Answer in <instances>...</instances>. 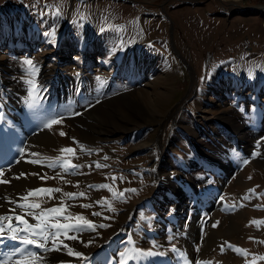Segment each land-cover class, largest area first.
Instances as JSON below:
<instances>
[{
	"label": "rangeland",
	"instance_id": "rangeland-1",
	"mask_svg": "<svg viewBox=\"0 0 264 264\" xmlns=\"http://www.w3.org/2000/svg\"><path fill=\"white\" fill-rule=\"evenodd\" d=\"M57 4L61 5L60 17L52 16L51 10L40 16L46 5ZM77 8L85 19L74 15ZM53 23L58 25L57 36L55 43H50L44 32ZM102 27L106 29L103 32ZM26 58L35 62V76L23 63ZM257 65L264 67V0H0V111L4 114L0 133H11L12 128L6 127L16 125L27 143L34 133L48 130L54 145L39 152L36 159L40 160L60 156L63 147L76 149L75 158L63 154L83 165L76 174L37 164L23 172L39 175L21 177L34 178L35 184L29 189L58 187L63 193L84 192L86 195L77 200L64 197L68 211L96 224L110 225L97 228L98 235L81 233L83 240L95 241L87 248L76 240L64 241L92 255L87 264H107L102 255L112 256L111 264H119L124 248L147 249L155 239L161 247L154 250L164 251V256L127 261L154 263L172 253L168 236H174L171 243L182 249L188 231L182 232L185 236L178 233L184 218L174 219L178 208L172 196L183 193L187 194L186 202L182 199L187 218L181 224L188 227L194 209L199 210L190 247L193 252L197 245L201 251L204 238L216 231L223 236L204 259L212 264H247L255 255L256 264H264L258 259L264 256V243H260L264 241V223H249L264 220V71ZM113 74L112 89H102V81H111ZM108 75L111 77L106 78ZM97 76L101 79L96 80ZM29 79L38 87L43 84L39 94L36 90L29 95ZM78 88L83 89V96L76 93ZM152 91L166 96L157 99L151 95L157 102L155 106L152 100L153 118L139 117L133 124L120 120L128 128L121 135H101L92 141L81 137L90 128L87 122L101 125L98 115L102 114V120L110 119L117 112L118 100H135L146 107L144 100L148 101L146 95ZM63 96L65 101L59 102ZM45 112L59 113L63 123L44 128L36 116ZM226 118L243 123L248 137H236ZM32 123L35 129L29 127ZM8 149L13 152L0 168L23 163L22 159L16 163L17 147L9 145ZM254 151L256 156H252ZM5 155L6 151L0 155V162ZM162 155H167L165 162ZM244 159L248 163H243ZM95 162L106 167L97 168ZM155 168L159 172H154ZM57 173L70 183H64ZM157 174L165 175L162 181H157ZM44 175L48 178H39ZM103 184L110 185L112 191L98 187ZM133 188L138 191L126 193L124 199L113 195ZM54 195L60 197L62 193ZM219 200V208L214 204L205 207ZM59 203L45 197L41 206ZM109 203L114 210H109ZM93 212L101 215L93 216ZM226 230L229 233L225 235ZM129 237L133 244L127 243ZM112 239L115 248L109 254ZM229 244L246 249L250 255L235 254ZM128 255L134 254L129 251ZM172 255L181 259L176 264H185L179 252ZM44 256L46 264H77L80 260L66 250H53Z\"/></svg>",
	"mask_w": 264,
	"mask_h": 264
},
{
	"label": "snow or ice",
	"instance_id": "snow-or-ice-1",
	"mask_svg": "<svg viewBox=\"0 0 264 264\" xmlns=\"http://www.w3.org/2000/svg\"><path fill=\"white\" fill-rule=\"evenodd\" d=\"M46 11H41L40 16H44L48 14V10H51V15L54 17H60L61 13V5L57 4L55 6H45ZM79 19H85V15L79 12V8L74 12ZM75 22V21H74ZM57 27L55 23L44 32L45 37H49L50 43H55L57 36ZM105 28H101L100 31H105ZM25 65L30 66L32 69V75L35 76L38 73V68L36 67L35 62L31 58H26L23 62ZM257 67H261L257 65ZM261 70L264 71V67H261ZM77 77L79 73L76 74ZM253 73L251 70L249 71V76L251 77ZM96 80H100L101 77L97 76ZM31 87L28 89L29 95H31L34 91L38 89V85L33 79H29L27 81ZM89 107L91 105L89 104ZM79 113L73 112L72 115H78ZM3 112L0 111V120H3ZM43 123L44 128L51 129L53 125H59L63 123V117L59 114H50L48 112L41 113L36 116ZM39 126V125H37ZM61 136H64L65 133L63 131L60 132ZM75 142V138H72ZM264 140V137L261 138ZM80 150H84V146H80ZM27 149L21 147L18 149L19 159H16V163L20 162V159L26 160V162L32 164H39L42 167L48 168H59L61 172L67 175L76 174L77 170L83 165L73 163L72 159L65 158L63 156L64 153L72 154V157L75 158L76 149L70 146L63 147L59 151L61 153L60 156L55 158H45V160L40 159H29L28 156H25ZM40 154L36 152L29 153L30 157H38ZM257 153L254 151L252 156H256ZM107 159V157H105ZM243 163H248L247 159L242 161ZM92 165H87V167H91ZM95 166L106 167V165H101L99 162H95ZM11 165L9 164V170ZM26 175H39L38 173L26 174L24 172L19 173L15 178L19 179L21 176ZM59 178L63 180L64 183H70V181L66 180L64 175L61 173H57ZM4 176V169L0 168V177ZM40 179L44 180L48 177L46 175L40 176ZM112 181H116V177L113 176ZM9 181L0 179V183H8ZM78 181L76 182V186H78ZM89 188L93 187L92 185L88 186ZM98 187L107 188L110 192L112 188L108 184L99 185ZM138 189H123L118 190L113 193V195L119 199H124L125 194L128 192L135 193ZM249 193L253 192L252 189L248 190ZM55 193H62V196L56 197ZM86 194L84 192L79 193H63L61 188H52V187H38L34 189H28L22 195H20L17 199H12L10 197H5V200L10 205H15L14 208H9L8 212L0 214V246H3L7 249L2 253V257H0V264H46V259L44 254L49 253L53 250L61 251L66 250L67 254L70 256H74L79 258L84 264H87L88 256L85 255L81 251H77L74 248L70 247L68 244L64 243L65 240H76L79 243H82L85 248L89 245L93 244L95 241L89 238L87 241L81 238V233L84 231L89 232H97V228H108L110 225L105 223L96 224L94 221L88 219L84 215L77 213L73 216L69 211V205L64 202V197H67L72 200H77L79 197H84ZM47 198V200L58 199L60 200L59 204L53 205L51 207H42L41 204L43 202V198ZM106 199V198H102ZM223 199V197H221ZM96 203H100V201H96ZM243 206V205H241ZM80 207L87 208L91 207L90 204H80ZM19 209V211H17ZM109 210H114L109 203ZM93 216L101 215L99 212H93ZM29 218H31L30 222ZM107 219V217H106ZM251 224H256L259 226L261 223H264V220H253L250 221ZM215 226V225H213ZM99 233L97 232V235ZM174 236H168L167 240L169 242V246L173 253L178 252V249L175 244L171 243L174 239ZM249 239H254L249 237ZM12 242V243H9ZM128 244H133L131 237L128 238ZM228 243V242H225ZM260 243H264V241H260ZM152 246L144 249L140 247H132L124 248L123 251L119 253V264H127L129 259L141 258L148 259L156 256H164V251H157L154 249H159L161 245L153 239L151 241ZM62 246V247H61ZM238 254L244 255L247 257L250 255L246 249L239 248L237 246L228 245ZM196 252H199V245L196 246ZM221 252H223V246L221 247ZM131 251L134 255L129 256L128 253ZM180 255L184 258L185 264H212L210 260H201L195 259L194 261H189L187 259L186 253H180ZM257 257L253 255V259L251 261H247V264H256ZM258 259L264 260V256H259ZM111 264V262H109Z\"/></svg>",
	"mask_w": 264,
	"mask_h": 264
},
{
	"label": "bare ground",
	"instance_id": "bare-ground-1",
	"mask_svg": "<svg viewBox=\"0 0 264 264\" xmlns=\"http://www.w3.org/2000/svg\"><path fill=\"white\" fill-rule=\"evenodd\" d=\"M52 72H54V71H49L48 73L52 74ZM45 78H46V76L43 75V77L40 79V82L44 81ZM168 82H170V78H169ZM49 85H51V84H49ZM41 86L38 87L37 93L40 91ZM42 93L40 94V96L42 95ZM53 94H54V91H53ZM151 95H152V97L155 96L157 99H163V97H166L165 94L161 93V92H157V91L148 92V95H146V98L148 99V101L144 100L145 101L144 105H146V107H144L140 102L135 101V100H134V102L133 101H130V102H126L125 101L126 103L122 102L121 100L120 101L118 100L116 102L118 104L117 105V112L115 114L110 115L109 116L110 119H106V121L102 120V116H101L102 114L98 115L99 116L98 123L101 124L100 126H96L97 124H95L96 122L93 123L94 121H92V124L87 122L86 124H88V126L90 128L88 130H85L84 132L82 130L83 135L81 137L83 139L87 140V141H92V140H97V139L101 138V135H102V137L104 136L105 138L108 137V136H113L115 134H120L121 135V134L127 132V130H128V128L126 126H124V124H127V123L133 124V123L138 121L139 117H141V118L142 117H146V119H148V120L150 118H153L152 114L154 113L155 110H154V108L152 106V102L154 100L151 98ZM154 103H155V106H156L157 102L154 101ZM92 115L93 114H91L90 116H92ZM120 120L127 121V123L126 122L122 123V121H120ZM19 121H20V119H19ZM19 121H17L18 122L17 124H19ZM11 122L13 123L14 121L11 120ZM225 122L228 123V124L229 123L231 124V127H233V133L236 134V135L234 134L236 137L239 136L240 138H243V139L248 137V134H247L248 131L244 132V130H243V127H242L243 123H240L238 120H235L233 118H226ZM234 122H236V123H234ZM29 127L32 129V128L36 127V125L35 124L33 125V123H32L31 125H29ZM6 128L7 129L12 128L13 132L6 134V132L3 133V131H2L0 133V155H3V153H5V151H6L5 157L4 156L1 157L2 161L0 162V166L5 165V161L7 160V156L12 154V152H13L12 149H8L9 145H14L18 149L21 148V147L26 148L27 151L25 153V156H28L29 159L38 158V157H30L29 153H31V152L39 153V152H41L44 149L45 150H47V149L49 150L50 147L52 145H54V137L51 135V133H49L48 130H41V131H39L37 133H34L33 136H30V138L27 141V143H24V141L27 140V137L24 138V136H26V135L23 134V132L21 130V127L17 128L16 125H13L12 127H6ZM4 131H6V130H4ZM209 148H211V147H209ZM166 156L167 155H165V156L162 155V158H161L162 161L165 162L166 159H164V158ZM22 160H23V163L20 162L19 165L10 168V170L8 169V167L3 168L4 172L6 173V175L2 179L3 180H7L9 182L8 183H0V214L8 212L9 208H14L15 207V205H10L5 200V197H10L12 199H17L20 195L24 194L27 189H29L30 187H32L35 184L34 178H24V177H20L19 179L15 178L16 176L19 175V173L27 170L28 168L35 167V165H37V164H32V163H25L26 160H24V159H22ZM38 166L39 165H37V167ZM157 171H158V169L155 168L154 172H157ZM157 175H158L157 181H162L161 177L165 176V175H161L160 176V174H157ZM186 196H187V194H184V193L181 194V195H178V194L176 195L175 194V195L172 196V198H176L174 201L177 202V204H175V205L178 208V210H176L174 212L173 216H175V218H174L175 220H177L178 218L183 216L184 219H183V221L181 220V223L185 222V218H187V216L185 214V207H184V202H183V201H185ZM182 199H183V201H182ZM198 203H199V201H198ZM209 203H207L205 205V207L206 206L207 207L208 206L211 207L214 204L213 205L214 208H219L220 205H222V200H219L216 203L210 201ZM197 212H199V210L198 209H194V211H193V213L191 215L192 217H191L190 221L188 222L189 223V225H187L188 227H186V225H182L181 223L179 224V225H181L183 230L181 229V232H178V233H182L183 231L184 232L188 231V236H187L186 233H185L186 236L184 235V233L181 234V236L183 235L186 238L182 239V245L183 246H182V249L178 250L179 256H180V253L184 252V253H186L187 259L189 261H194L195 259L206 260V259H204V255L207 253V251L209 249H212V247L215 245V243H217L216 241H220V238H221L220 235H222L220 233L219 234L216 233V231L214 233L211 232L209 235H207L206 239L204 238V240L202 241L203 245H202L201 251H199L198 253L193 252L190 249V247L192 246L191 245L192 242H194V240H195L196 231L194 229L196 228V225L198 223V213ZM229 228L233 229V226H230ZM159 230H161V229L159 228ZM233 231H234V229H233ZM227 233H229L228 230H226L225 235ZM113 241H114V239H112L110 241V243H108L109 247H111L110 251L109 250H108L109 252L107 251L109 254L111 252V249L115 248L111 244V243L115 244V241L114 242ZM6 250H7L6 248H4L3 246H0V257H2V253L4 251H6ZM236 253L237 252L235 251V254ZM172 254H174V253L173 252L169 253L165 258H162L160 260H156L154 263H151V264H176L177 262L181 263V259H179V257H176V256H174ZM91 256L92 255H89L88 257H91ZM101 258H102V260H104V259L107 260V262H108L107 264H109V262L112 263V261H114V258L112 256L111 257H107V256L102 255ZM76 263L77 264H84V262L81 261V260L76 261ZM146 263L147 262H145V264ZM99 264H102V263H99ZM147 264H150V263H147Z\"/></svg>",
	"mask_w": 264,
	"mask_h": 264
},
{
	"label": "crops",
	"instance_id": "crops-1",
	"mask_svg": "<svg viewBox=\"0 0 264 264\" xmlns=\"http://www.w3.org/2000/svg\"><path fill=\"white\" fill-rule=\"evenodd\" d=\"M36 8H37V7L33 8L32 10H36ZM27 33H29V32L27 31Z\"/></svg>",
	"mask_w": 264,
	"mask_h": 264
}]
</instances>
